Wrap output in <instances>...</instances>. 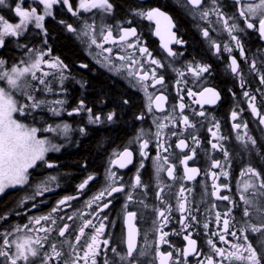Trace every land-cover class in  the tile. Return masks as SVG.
Returning a JSON list of instances; mask_svg holds the SVG:
<instances>
[{
  "label": "snow or ice",
  "instance_id": "snow-or-ice-1",
  "mask_svg": "<svg viewBox=\"0 0 264 264\" xmlns=\"http://www.w3.org/2000/svg\"><path fill=\"white\" fill-rule=\"evenodd\" d=\"M5 3L6 0H0V5H5ZM32 3L41 5L42 11H37L36 7L31 6L24 8L22 7L23 0H17L14 14L18 17V23H11L3 15H0V48L5 46L6 38H15L18 41L19 38L25 35L30 25H34L35 28L46 34L47 29L44 26V21L46 17L53 16L54 6H66L68 12L73 16H78L80 10L91 11L92 9H97L103 14H110L114 7L110 0H78L76 10H73L70 0H32ZM233 3L237 6V10L236 13L229 15L224 12L220 0H208L207 4L205 0H186V6L189 8L190 14L194 18L207 23L208 27H202L200 31L208 46L214 49V54H219L222 47L224 52L231 54L234 47L239 50V55L245 57V62H247L244 45L239 36L235 34L243 32L245 29L240 27L237 19L242 18L247 29H255L261 39H264V0H258V2L257 0H233ZM133 14L149 22L154 21L155 34L161 37L163 48L167 51V57L174 58L178 55L169 45L172 43L182 44L184 41L177 38L176 33L172 30L175 25L171 16L158 7L138 8L134 10ZM254 19L257 21L256 23H253ZM60 23L64 24L65 22L60 21ZM65 27L77 36L86 37L88 48L91 49L95 46L98 50L96 55L100 57L98 63L109 66L113 65L114 59L120 61V64L115 66L116 71H126V78L130 86L137 87L145 93L149 112H153V106L161 112L164 111L168 97L163 92L159 95L150 92L149 88L156 89L158 85L161 88L164 87V76L158 75L157 69L164 68L165 65L160 60L155 59L149 49L143 46L135 27H123L117 24L116 35H113V27L108 25H101L99 31H97L94 23L88 24L86 22L79 31L70 24H65ZM210 29L211 32H218V34L226 33L229 41H234V45L230 47L226 43L222 46L212 37ZM106 44L111 46L105 47ZM17 47L27 48L28 46L27 44L17 43ZM114 47L124 54L120 55L117 52L113 57ZM50 52L51 49L48 53L30 49L27 60L22 59L18 64H13L11 67H6L8 62L0 58V81H5L7 85V87H0V194H3L8 188L27 184L30 176L29 169L36 167L38 162L43 163L48 168L55 167V164L46 160V154L49 151H59L60 146L52 144L48 137H39L38 132L68 136L71 131V125L67 123L49 124L44 128H37L14 118L15 113L24 114L26 111L32 112L36 109H47L53 116H59L67 111L64 107L67 103L66 99L49 101L38 99L33 94L37 90L49 94L56 92L53 87L54 83L61 86L59 89L61 93L66 94L67 92L63 87L64 82L69 79V75L65 74L67 65L59 57L46 60L45 56L49 55ZM44 65L47 66L48 71L44 70ZM81 67L87 68L88 66L85 64ZM262 67H264V61L261 62V67H258L257 61L253 59L249 64L248 72L258 77L259 83L264 85ZM210 68L211 66L207 64H193L192 62L186 64L187 74L192 77V83L197 88V91L188 88L187 96L193 98V103L200 105L199 112H196L195 109H192V112L195 116L206 119L207 116L203 106L216 105L221 99L220 92L215 88L203 86L202 77L205 73H210ZM227 70L238 81L239 87L245 89L247 80L244 71L241 69L240 61L235 56H230ZM172 71L176 72L179 77L176 80L178 86L176 90L179 93L183 90L179 86L188 83L184 79L185 71L175 68ZM49 77L52 79L49 80ZM33 81L36 84H33ZM256 91L260 93L261 99L264 100V92H261L260 89H256ZM13 92L22 93L23 97L31 103H21L14 97ZM232 95L235 97L236 93L233 92ZM242 96L246 98L245 102L251 114L258 118L260 125H264V112L257 106L256 95L252 94L250 90H244ZM179 101L178 104L172 106L171 113L162 119L153 121L156 124L154 138L157 152L153 158L156 177L154 196L163 205V207L152 206L155 219L152 221L151 231L156 234L155 240L150 241L148 231H145L143 233V245L138 247V237L141 236V233L134 224L137 213L127 211L129 204H138L142 209L149 207L145 203L149 186L142 181L140 169L144 167V160L149 157L147 149L151 141L144 138L145 132L141 129L137 136L130 141V144H138L141 157L137 171L130 182L127 184L122 183L123 177L117 176V173L111 169L112 165L126 168L132 164L133 152L125 147L122 152H114L113 155L117 158L109 161L110 167L106 170V186L85 202V208L89 210L92 209L94 204L97 205V210L93 216V219H97L100 213L111 204V200L101 203L105 196L111 197L113 193H124L125 205L123 206V212L127 232L126 236L120 241L121 244L126 245L123 251H118L117 247H112L110 251L114 255L112 257L107 255V246L112 242L111 238L101 239L107 228L104 223L108 219L107 216H104L97 225L93 222V219L84 218V212L77 211L67 216V220L73 221V223L77 219L80 220L77 227L72 228V225L66 222L62 226L59 225L53 213H58L62 207H71L70 202L77 198L65 196L58 201L57 206L47 215L30 217L27 224H17L10 229L0 231V264H101L98 257L102 254L104 257L102 264H142L140 258L149 255L153 244L155 245V253L150 264H157V262L158 264H188L189 256L197 258L196 264H264V252L258 254L248 240L249 233H259L264 238V173L250 162L239 173L240 179L237 181V185L239 201H242L244 205L242 216L251 217L255 214L256 222L245 220L243 226L239 229L243 235L238 236L236 231H230V229L235 220L232 215L233 209L238 208L239 204L232 196L221 195L222 189L231 191L230 184L218 183L221 176L225 178L230 176L228 169L231 167V154L222 143L228 137L221 132L220 122L214 116L211 117L210 126L207 128V132L211 136L208 142L210 151L205 153L210 164L203 175L211 178L212 191L210 195L216 197L217 200L227 201L229 206L222 213L221 211H213L216 208L213 203L206 211L211 217H214V220L206 216L201 224L196 215L200 210L192 206V201L189 198L192 189L184 186L185 181H195L197 176L201 175L199 167L189 166V161H194L197 157V148L200 147L201 140L196 134L197 124L193 123L189 116L183 114L186 107L191 108V104L186 105L183 102V96H179ZM121 102L128 103L126 100ZM80 112L88 113L90 124H100L105 120L112 122L117 116L114 111L104 114L103 117L100 114L93 115V110L87 108L83 100L67 114L71 116ZM243 112L244 109L239 107V104L230 111L231 126L236 130L235 138L241 142L246 151H254L256 156L264 161V155L261 154L258 148H255L256 139L249 135L248 121L240 119ZM177 117H179V122L183 126L180 132L175 130ZM138 119H143V116L138 117ZM238 120L239 122H237ZM169 124L173 128L166 134L164 130L168 128ZM241 129L244 130L243 134L239 131ZM79 131L81 134L85 133L83 128H80ZM185 132L188 133L191 146L188 141L179 138ZM170 136L178 137L175 147L180 150L179 153L170 151L171 145L168 144V137ZM250 145L251 148H249ZM185 149L188 151L185 152ZM213 152H220L224 157V161L212 159L211 153ZM173 159L177 162L173 163ZM178 166L182 167V174L179 176L176 174ZM216 169H219V172ZM162 173H165L166 177L173 182L179 181L180 186L175 193L171 191L173 185L164 182L161 177ZM56 179L55 176H50L45 181H41L36 185L34 195L24 199L34 200L36 196H42L44 192L51 191L52 189L47 184L55 182ZM94 179V176L89 175L77 186L78 191L82 194L89 182ZM207 187V184H205L201 197L202 201L203 197L208 195ZM125 188L128 191L125 192ZM173 197L175 198V211L180 213L178 221L180 230H173L170 233L164 231V229L172 222L173 205L169 201ZM23 202L21 201V203ZM33 207H35V204ZM5 219L6 215L0 216V220ZM64 219L65 217H59L61 221ZM212 223L216 225L217 231H209ZM199 228L208 233L205 242L209 246V253L206 255L202 254V250L198 248L197 240L193 238V232ZM70 229L75 233L72 238L65 235L69 233ZM86 229H91V233L86 234ZM53 231H56L59 237H65V239L58 242L50 240V234ZM170 235L182 237L183 241L186 242L185 246L178 248L175 244H171L168 239ZM229 236L235 237L237 242L232 243L228 239ZM214 237L220 242L229 244L230 248L218 247L217 239H213ZM45 245H48V247L45 248ZM162 245H169L172 250L162 251ZM261 247L264 249V242H262ZM174 251L177 253L176 256L173 255Z\"/></svg>",
  "mask_w": 264,
  "mask_h": 264
},
{
  "label": "flooded vegetation",
  "instance_id": "flooded-vegetation-1",
  "mask_svg": "<svg viewBox=\"0 0 264 264\" xmlns=\"http://www.w3.org/2000/svg\"><path fill=\"white\" fill-rule=\"evenodd\" d=\"M114 5L113 11L110 14H103L97 9H92L91 11L80 10L78 16H73L68 12L66 6L57 5L53 8V16L46 17L44 21V26L47 29L45 34L42 30L35 28L34 25H30L28 31L25 35L17 41L15 38H6L5 46L0 48V53L2 50L8 46L6 57L1 56L0 58L5 59L8 63L6 67H11L13 64L17 63L18 59L16 56L23 54L24 50L16 48L17 43L27 44L30 46L34 41H42L43 50L42 52L48 53L49 49L51 52L49 55L45 56L46 60H51L55 57H59L60 60L67 65L66 75H69V79L66 80L63 84V87L67 90L66 94L59 91L60 85L53 84V87L56 89V92L48 95L50 99L46 98V93H43V99L49 101L56 99H66L67 103L64 107L67 111L63 112L59 116H53L47 109L41 110L38 109V112L32 114L25 113L23 116L16 115L19 119L25 122L29 126H35L37 128H44L46 125H56L67 123L71 125V131L68 136L63 134H54L48 132H38L37 135L41 138L48 137L51 140L52 144L59 145V151H49L46 154V160L55 164V167L48 168L43 163L38 162L37 166L33 169H29V181L27 184L23 185L21 188L24 189L22 193V201H24L27 206L24 210L14 213L6 214L5 225L0 226V231L5 229H10L14 225H24L27 224L30 217H39L41 215H47L52 212V209L57 206V203L60 199L65 196H74L77 197L75 200L71 201V207H62L58 213H53L57 218V223L62 226L63 223H69L72 225V228L77 227L80 224V220L68 221L67 216L72 215L73 212L82 211L85 213L86 219H93V216L97 210V205H93L92 209L89 210L85 208V202L90 200L92 196L98 193L102 188L106 186V170L110 167V159H116L113 155L114 152H122L125 147H128L129 150L133 152V162L128 165L126 168H119L118 165H112V171L117 173V176L123 177L122 183H129L131 178L137 171L141 157L139 155V146L138 144H130V141L140 132L141 129L144 130V138L150 139L149 147L147 151L149 152V157L144 160V167L140 169L142 181L149 186L147 192V198L145 203L149 205L148 208L142 209L140 205L129 204L127 211H134L137 213L136 219L134 221L135 226L140 230L141 236L138 237V247L143 245V233L148 231V239L155 240L156 234L151 231L153 225L152 221L155 219L153 215L152 206L163 207L155 199L154 190L156 188V177L155 170L153 167V158L156 156V140L154 138V133L156 132V124L153 122L155 119H162L164 116L168 115L172 111V106L178 104L179 96H183V102L188 105L191 104V108L186 107L184 110V115L189 116V119L193 123L197 124L196 134L201 140V145L197 148V157L194 161H189L190 167H199L201 169V175H198L195 181H185L184 186L186 188H191L192 192L190 194V200L192 201V206L199 208V212L196 213L197 219L201 221V224L204 222L206 216H209L214 220V217H211L210 214L206 211L214 203L216 208L213 211H221L222 213L229 206L227 201L217 200L216 197L211 196V178L203 175V173L208 169L210 161L206 156V151H210V144L208 143L211 139L210 134L207 132V128L210 126L211 117H215L216 120L220 122L221 132L223 135L228 137L226 141H222L224 146L230 152L231 167L228 169L230 176L225 178L220 177L218 183H229L231 186V191L228 189H222L221 195H230L232 196L237 203L239 204L238 208L233 209L232 215L235 217L233 221L232 228L230 231H236L238 236H242L239 229L243 226L245 220H251L256 222L255 214L251 217H243L242 209L244 207L243 202L239 201L238 194V185L237 181L240 179L239 173L241 169L248 164L249 162L257 167L264 173V161H261L258 156H256L254 151H246L241 142L236 140V130L232 128V121L230 119V111L232 108L236 107L239 104V107L244 109L242 117L240 119L248 121V132L249 135L254 137L257 141L255 148H258L262 155H264V125L258 123V118L254 117L250 109H248L245 99L242 96V91L250 90L252 94L257 97V106L262 112H264V100L261 99L260 93L256 89H260L261 92H264V85L259 83L258 77L254 74H249L248 67L250 62L255 59L257 61V66L261 67V62L264 61V39H261L258 32L255 29H247L246 25L242 18H238L237 22L241 28L245 30L243 32H237L236 35L239 36L242 44L244 45L245 56L247 57V62H245V57L239 55V50L233 47L231 54L224 52L223 47L219 54H214V49H211L208 46L207 41L201 35L200 28L208 27L206 22L200 21L198 18H194L190 14L189 8L186 6V0H130L123 8L122 11L117 9V5L114 0H110ZM208 0H205L207 4ZM258 2V0H257ZM17 3V0H6L5 5H0V15H3L11 23H18V17L14 14V8ZM70 3L73 6V10H76L78 0H70ZM221 6L225 13L231 15L236 13L237 6L233 3V0H220ZM36 7L37 11H42V6L36 3H32V0H23L22 7ZM158 7L162 11L166 12L169 16L172 17L175 27L172 29L177 38L184 41L182 44L172 43L169 46L175 51L178 55L174 58L167 57V51L163 48V41L160 36L155 34V22H149L145 19L136 17L133 13L135 9L138 8H151ZM238 17V13H237ZM60 21H64L62 24ZM95 24L97 31L101 25H108L113 27V35H116V25L120 24L123 27H135L137 33L140 37V40L143 43V46H146L149 51L152 53V56L155 59H158L165 65L164 68H158V75L164 76V87L161 88L159 85L156 86V89L149 88L150 92H155L159 95L163 92L164 95L168 97V100L165 104L164 111L161 112L153 106V112L147 110V99L145 93L137 87L130 86L128 79L126 78V71H116V67L120 64V61L114 59L113 65L103 66L102 63H98V57L96 53L98 50L93 46L91 49L88 48L86 37L77 36L76 34L69 32L65 24H70L73 28L78 31L83 27L84 23ZM131 22V23H129ZM257 21L254 19L253 23ZM55 24L58 28H61L63 33L68 36L73 43L77 46L82 54L81 60H67L60 53L54 50V44L50 41L53 37L49 30V24ZM199 25V27H198ZM211 32V29H210ZM38 33V34H36ZM211 35L218 43L229 44L230 47L234 45V41H229V38L226 33L218 34V32H211ZM38 37L35 40H32V37ZM135 39V38H131ZM111 46L106 44L105 47ZM119 52L120 55H123V52H120L118 48H113V57L116 53ZM91 53V54H90ZM182 54V55H181ZM230 56H235L238 61H240L241 69L244 71L245 79L247 80V85L245 89L239 87L238 81L233 77L230 71L227 70V65L230 62ZM187 62L200 63L210 65V73H205L202 77L204 87H213L220 92L221 99L216 105H204V111L206 113L207 119L199 116H195L192 112V109H195L196 112L200 111V105L193 103V98L187 96L188 88H192L193 91H197V88L192 83V77L187 74L186 64ZM87 65V68L81 67V65ZM170 65V66H169ZM45 71H48L46 65L43 66ZM111 68V70H110ZM180 69L185 71L184 79L188 81L186 85H180L183 90L177 92L176 80L179 78L177 73L172 71V69ZM264 71V67L261 68ZM86 74V76L84 75ZM102 76L103 79L108 81L112 86H116L124 91L126 94L122 98L117 100H109L103 96H99L93 99L92 94L88 88V78ZM49 80L52 78L49 77ZM4 81H0V87L3 85ZM83 85V86H82ZM42 87V86H41ZM236 93L233 97L232 93ZM198 98V97H197ZM83 100L87 108L93 110V115L100 114L102 117L104 114L109 112H116L117 116L112 122H107L106 120L100 124H90L88 122V113L80 112L79 114H73L69 116L67 112H70L75 108L79 102ZM128 101L127 104L122 103L121 101ZM121 104V105H120ZM143 116V119H138V117ZM202 122V123H201ZM239 122V120L237 121ZM85 129V133L81 134L79 129ZM173 126L169 124L168 128L165 129V133H169L172 130ZM125 130V137H120L118 135L119 130ZM183 126L179 122V117H177V126L175 130L177 132L182 131ZM94 131H99L101 133L100 137V146L98 150V167H87L85 161L81 162V165L72 170H67L64 167V162L67 161L65 156L67 154L75 152L80 148L83 140H87L92 137ZM191 131V130H189ZM243 134V129L239 130ZM106 134H109L110 138ZM114 135H116L114 137ZM183 138L189 142L191 146V141L188 136V133L185 132ZM163 139V138H162ZM178 142V137L170 136L168 137V144L171 145L170 151L173 153H179L180 150L175 147V144ZM167 146V145H166ZM252 146L250 145L249 148ZM185 152L188 150L185 149ZM212 159H218L222 162L224 157L220 152L211 153ZM173 163L177 161L172 160ZM219 172V169H216ZM177 176L182 174V167L178 166L176 170ZM89 175L95 177L94 180L90 181L87 187L83 190L82 194L78 191V185ZM55 176L57 179L55 182L48 183L47 186L51 188V191H46L42 196H36L35 199H27L25 197H31L36 191V185L41 181H45L48 177ZM161 177L164 179L165 183L172 184L173 187L171 191L175 193L180 184L179 181L173 182L170 178L166 177L165 173L161 174ZM57 184L59 185L57 187ZM207 184L208 195L201 199L202 193L204 191V185ZM19 188H15L9 191H14ZM7 191V192H9ZM128 191L125 188V192ZM168 198L167 196L165 197ZM111 200V204L107 209H104L100 213L99 218L93 219V222L98 225L100 220L104 216H107L108 219L104 221L107 225L105 230L104 238H111V243L107 246V255L112 257L114 254L110 251L112 247H117L118 251H123L126 245L121 244L120 241L123 237L126 236L127 224L124 218L123 206L125 205V195L124 193H113L111 197L105 196L104 200L101 203H106ZM173 205V213L171 220L172 222L167 225L164 231L172 232L173 230L179 231L180 225L178 223L180 219V213L175 211V198L173 197L169 201ZM35 204V207L33 205ZM5 216V215H4ZM59 217H65L63 221L59 220ZM43 223V222H42ZM31 227V225H30ZM91 229H86V234L91 233ZM209 231H217L216 225L214 223L210 224ZM66 237L72 238L75 233L72 230H69V233L65 234ZM208 233L205 232L202 228H199L197 231L193 232V238L197 240L198 248L202 250V254L206 255L209 253V246L206 244ZM65 239V237H59L56 231H53L50 234V240L58 242ZM171 244H175L178 248H183L185 246V241L182 237L176 235H170L168 237ZM217 239V238H213ZM228 239L232 243H236L237 240L235 237L229 236ZM248 240L251 242L252 246L256 249L257 253L264 252L261 244L264 242V238L260 236L259 233H249ZM243 242V241H240ZM217 246L230 248L229 244L220 242L217 239ZM48 245H45L47 248ZM104 246L102 245V248ZM162 251H171L169 245H162ZM155 253V245H152L149 255L141 257L142 264H150ZM173 255L176 256L177 253L174 251ZM103 254L98 257V261H103ZM218 259V258H217ZM197 258L194 256L188 257V264H196ZM158 264V262H157Z\"/></svg>",
  "mask_w": 264,
  "mask_h": 264
},
{
  "label": "trees",
  "instance_id": "trees-1",
  "mask_svg": "<svg viewBox=\"0 0 264 264\" xmlns=\"http://www.w3.org/2000/svg\"><path fill=\"white\" fill-rule=\"evenodd\" d=\"M115 4L117 5V9L122 11L124 6L130 0H114ZM48 30L50 34L53 36L51 38V42L54 44V50L60 53L65 59L67 60H81L82 54L77 46L73 43V41L66 36L61 28H58L55 24H49ZM38 34V33H36ZM38 37H32V40H35ZM38 40V39H37ZM38 43L43 44L42 41H38ZM8 46H6L2 52L0 53L1 56H5L7 54ZM86 76V74H84ZM88 88L90 93L93 96V99L103 96L109 100H117L125 96L126 94L124 91L116 86H112L108 81L103 79L102 76L98 75L96 77L89 76L88 78ZM121 101V100H120ZM121 105V104H120ZM120 137H125L126 131L121 129L118 132ZM107 137L110 138L109 134H106ZM116 135H114L115 137ZM100 137L101 133L99 131H94L91 138L87 140H83L79 149L75 152L67 154L65 158L67 161L64 162V167L69 171L74 168H77L81 165L82 161H85L87 167H98V157L99 153L98 150L100 146ZM112 140V138H110ZM24 191L23 188L17 189L14 191H9L3 194L0 197V216H4L7 213H14L22 211L25 202L21 203L22 192ZM27 206V205H26ZM22 209V210H20ZM5 220H0V226L5 225Z\"/></svg>",
  "mask_w": 264,
  "mask_h": 264
},
{
  "label": "rangeland",
  "instance_id": "rangeland-1",
  "mask_svg": "<svg viewBox=\"0 0 264 264\" xmlns=\"http://www.w3.org/2000/svg\"><path fill=\"white\" fill-rule=\"evenodd\" d=\"M39 42H40V41H39ZM16 48H19V49L22 50V51L24 50V53H23V54H20V55L18 54V55L16 56V59H18V61H16L17 63H15V64H18L22 59H23V60H27V59H28V56H29V54H30V53H29V50H30V49H37V50H40V51L43 50V46H42V44L38 43V40L32 42V44H30V46H28L27 48H20V47H17V46H16ZM7 66H8V65H7ZM38 75H39V73H38ZM33 84H36V82L33 81ZM1 87H7L5 81H4L3 85H1ZM39 87H41V86H39ZM33 94H34L38 99H43V98H44V97H43V93H42V91L37 90V91H35ZM13 95H14V97H15L18 101H20L21 103H31L30 101H27L25 97H23L22 93H19V92H13ZM46 98H48V99L51 98V97L48 95V93H46ZM34 112H38V109H36L35 111H32V112H28V111H26L25 113H30V114H32V113H34ZM25 113H24V114H25ZM24 114H21V113H15V114H14V118L25 124V122L22 121V119H19V118L16 116V115H21V116H23ZM22 186H23V185H17V186L14 187V188H8V189H6L5 191H7V190H12V189H15V188H21ZM23 192H24V191H23ZM23 192H22V193H23ZM0 195H1V194H0ZM21 198H22V197H21ZM21 201H22V199H21ZM26 205H27V204L25 203V206H24L23 210L26 208ZM20 210H22V209H20Z\"/></svg>",
  "mask_w": 264,
  "mask_h": 264
}]
</instances>
